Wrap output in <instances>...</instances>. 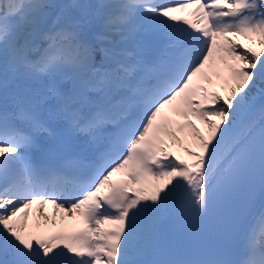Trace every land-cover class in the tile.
I'll return each mask as SVG.
<instances>
[{
    "label": "snow or ice",
    "instance_id": "6c2138e0",
    "mask_svg": "<svg viewBox=\"0 0 264 264\" xmlns=\"http://www.w3.org/2000/svg\"><path fill=\"white\" fill-rule=\"evenodd\" d=\"M0 46V264H264V0H0Z\"/></svg>",
    "mask_w": 264,
    "mask_h": 264
},
{
    "label": "bare ground",
    "instance_id": "6f19581e",
    "mask_svg": "<svg viewBox=\"0 0 264 264\" xmlns=\"http://www.w3.org/2000/svg\"><path fill=\"white\" fill-rule=\"evenodd\" d=\"M57 2H58V0H57ZM90 2H92V3H97V2H99V0H90ZM114 38H117V36H114ZM219 90V89H218ZM201 127L203 128V125H201ZM181 155H185L186 156V154H184L183 152H181L180 153ZM53 216H57L56 214H52ZM35 218H34V216H33V214L30 216V220H34Z\"/></svg>",
    "mask_w": 264,
    "mask_h": 264
}]
</instances>
